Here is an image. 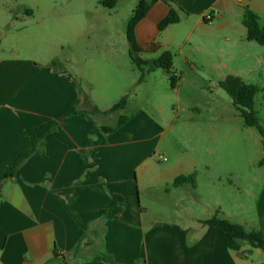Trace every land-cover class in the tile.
Masks as SVG:
<instances>
[{
  "label": "crops",
  "instance_id": "crops-1",
  "mask_svg": "<svg viewBox=\"0 0 264 264\" xmlns=\"http://www.w3.org/2000/svg\"><path fill=\"white\" fill-rule=\"evenodd\" d=\"M44 1L16 4L30 18L45 7ZM245 7L261 25L264 0L156 2L136 25L135 41L127 42L130 60H151L164 52L172 62L179 58L193 68L197 59L212 66L216 58L246 60L253 46L242 24ZM170 8L178 22L159 31L158 23ZM7 12L10 5L1 1L0 178L31 148L38 126L59 121L1 182L0 264H108L95 260L100 255L114 264H264V251L246 243L232 250L226 235L202 223L215 216L259 231L264 239V186L256 198L241 203L237 186L231 181L224 185L220 170L208 162L207 156L215 153L166 152L158 122L144 111L104 134L100 128L115 126L121 115L103 113L112 105L94 97L93 88L81 87L75 53L64 59L55 48L40 51L21 38L7 45L18 35L4 30ZM35 24L33 38L45 42L52 37L41 35L43 21ZM122 90L111 95L136 97ZM172 91L178 108L179 89ZM84 96L90 106L83 104ZM75 105L85 112L63 118ZM93 106L100 113L86 112ZM110 114L117 118L114 125ZM189 175H194V187L173 185L177 177ZM113 195L123 199L122 212L117 218L103 217L100 213L110 207Z\"/></svg>",
  "mask_w": 264,
  "mask_h": 264
},
{
  "label": "rangeland",
  "instance_id": "rangeland-1",
  "mask_svg": "<svg viewBox=\"0 0 264 264\" xmlns=\"http://www.w3.org/2000/svg\"><path fill=\"white\" fill-rule=\"evenodd\" d=\"M1 1L11 7L5 16L9 21L4 30L18 34L7 45L11 46L18 38L26 39L40 51L55 48L56 56L64 59L73 51L80 68L78 81L85 91L93 88L92 95L103 99L105 105H114L123 97L112 96L114 89L135 92L136 97L126 94V107L119 111L126 122L138 111H144L158 122L162 149L172 155L191 149L198 155L215 153L207 156L208 162L220 170L224 185L231 181L237 186L240 198L235 195L240 202L253 195L257 197L264 186V165H259L264 157V138L256 129L244 125L239 111L219 83L233 75L247 84L257 85L260 91L254 98L253 111L264 127V49L261 46L252 42L251 56L246 60L216 58L213 66L206 60L191 59L193 68L175 58L173 87L169 75L162 69L149 72L137 85L134 81H138L141 72L130 60L125 34L136 0H116L112 9L102 7L100 0H45V7L30 18L19 12L16 0ZM51 6H56V10ZM40 21L44 27L41 35L54 38L44 42L32 37L38 30L35 23ZM261 25L264 27V20ZM173 88L179 89L178 108ZM158 107L163 112L158 113ZM113 115L108 117L110 125L117 122Z\"/></svg>",
  "mask_w": 264,
  "mask_h": 264
},
{
  "label": "trees",
  "instance_id": "trees-1",
  "mask_svg": "<svg viewBox=\"0 0 264 264\" xmlns=\"http://www.w3.org/2000/svg\"><path fill=\"white\" fill-rule=\"evenodd\" d=\"M159 1L163 2L166 5H170L173 2V0H136L135 9L133 10L126 25L125 34L128 43H133L135 41L134 29L136 25L146 16L152 5ZM100 4L105 8L112 9L115 7L116 0H100ZM176 22H178V17L175 11L170 8L166 17L158 23V30L161 31L169 24ZM242 24L246 28V40L255 42L264 49V27L260 25L259 17L247 7L244 8ZM131 62L141 72L140 78L138 79L137 83H142L145 80L147 74H149V72L153 71L154 69H162L169 75L171 86H174L175 77L172 74V56L169 52H164L159 57L151 60H142L140 58L131 57ZM219 86L230 98L233 106L239 111V115L242 118L244 125L246 127L256 129L258 134L264 138V127L259 124L256 114L253 111L254 98L260 91L259 87L254 84H247L239 77L233 75L226 76L225 79L219 83ZM126 103L127 96L125 95L117 103L112 105L103 113L109 114L123 110L126 107ZM83 104L85 106H90V103L86 96L83 97ZM80 112H85V110L79 109L77 108V105H75L68 110L63 118L78 114ZM86 112H89L91 114L100 113V111L94 106ZM58 121L59 120L49 121L38 126L35 129L31 148L21 152L16 162L13 165L9 166L7 170L2 174L0 178V191L1 182L11 177L14 172L18 170L21 164L31 154L34 153L38 141L45 135L54 131L58 124ZM125 123L126 118L121 116L115 126L101 127L100 129L104 134H111ZM259 165H264V157L259 162ZM185 184H190L192 187H194V175L179 176L173 182V185L175 187H179ZM123 205V199L120 196L113 195L111 198L110 207L106 210H102L100 214L106 218H117L122 212ZM202 223L226 235L229 238L228 246L232 250H237L240 243H246L253 248H258L264 251V239L261 232L259 231H246L242 226L238 224L219 219L215 216ZM55 255L56 253H54V256ZM95 260L103 261L108 264H114L112 258L105 255H100L96 257Z\"/></svg>",
  "mask_w": 264,
  "mask_h": 264
},
{
  "label": "built area",
  "instance_id": "built-area-1",
  "mask_svg": "<svg viewBox=\"0 0 264 264\" xmlns=\"http://www.w3.org/2000/svg\"><path fill=\"white\" fill-rule=\"evenodd\" d=\"M207 18L209 19L210 17H207ZM160 158L163 159V160H165V158H163V157H161V156H160Z\"/></svg>",
  "mask_w": 264,
  "mask_h": 264
}]
</instances>
